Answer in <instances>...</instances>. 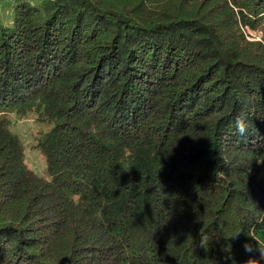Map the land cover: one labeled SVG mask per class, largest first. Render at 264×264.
<instances>
[{"label": "trees", "instance_id": "16d2710c", "mask_svg": "<svg viewBox=\"0 0 264 264\" xmlns=\"http://www.w3.org/2000/svg\"><path fill=\"white\" fill-rule=\"evenodd\" d=\"M9 11L0 264H264V39L243 30L264 29V0ZM26 116L44 173L12 130Z\"/></svg>", "mask_w": 264, "mask_h": 264}, {"label": "rangeland", "instance_id": "374dc122", "mask_svg": "<svg viewBox=\"0 0 264 264\" xmlns=\"http://www.w3.org/2000/svg\"><path fill=\"white\" fill-rule=\"evenodd\" d=\"M14 2L15 0H0V15L7 16L6 10L11 11V15L9 17L3 18L4 23L9 22L12 18ZM243 30L244 34L249 40L263 41L264 39V29H258L256 31L244 26ZM12 130L21 137L22 143L25 148L26 164L37 173H44V157L35 147L36 137L39 133L38 131H44V127L34 122L31 116H26L14 119Z\"/></svg>", "mask_w": 264, "mask_h": 264}, {"label": "clouds", "instance_id": "9594fccd", "mask_svg": "<svg viewBox=\"0 0 264 264\" xmlns=\"http://www.w3.org/2000/svg\"><path fill=\"white\" fill-rule=\"evenodd\" d=\"M234 125H235V131L240 134L243 135L246 133L247 128H248V123L247 120L244 116H237L235 118L234 121ZM246 264H259V262L255 259H249Z\"/></svg>", "mask_w": 264, "mask_h": 264}]
</instances>
